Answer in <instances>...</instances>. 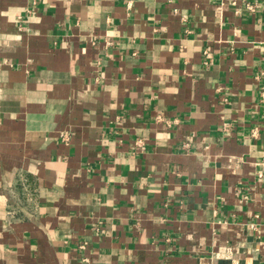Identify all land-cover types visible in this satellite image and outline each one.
<instances>
[{
	"label": "crops",
	"instance_id": "0c3cea01",
	"mask_svg": "<svg viewBox=\"0 0 264 264\" xmlns=\"http://www.w3.org/2000/svg\"><path fill=\"white\" fill-rule=\"evenodd\" d=\"M0 264H264V0H0Z\"/></svg>",
	"mask_w": 264,
	"mask_h": 264
},
{
	"label": "built area",
	"instance_id": "2783aa9c",
	"mask_svg": "<svg viewBox=\"0 0 264 264\" xmlns=\"http://www.w3.org/2000/svg\"><path fill=\"white\" fill-rule=\"evenodd\" d=\"M255 7H256V4H253V3H250V2L246 3V10L249 11V12H253ZM85 246H86L85 243H83L82 245H80V248L83 249V248H85Z\"/></svg>",
	"mask_w": 264,
	"mask_h": 264
}]
</instances>
